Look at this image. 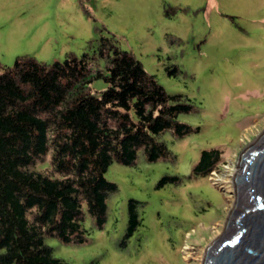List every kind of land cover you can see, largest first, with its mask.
I'll use <instances>...</instances> for the list:
<instances>
[{"label":"rangeland","instance_id":"obj_1","mask_svg":"<svg viewBox=\"0 0 264 264\" xmlns=\"http://www.w3.org/2000/svg\"><path fill=\"white\" fill-rule=\"evenodd\" d=\"M103 38L132 53L168 94L189 100L195 111L180 121L193 132L161 136L168 159L150 163L141 152L133 166L109 167L118 190L102 228L85 215L86 243L45 244L68 264H202L232 210L239 158L264 131V0H0L2 67L23 56L45 64L95 57ZM97 65L105 71V60ZM106 89L103 79L90 86ZM209 150H218L217 166L195 175ZM162 178L172 181L158 187ZM131 199L142 222L123 245Z\"/></svg>","mask_w":264,"mask_h":264},{"label":"trees","instance_id":"obj_2","mask_svg":"<svg viewBox=\"0 0 264 264\" xmlns=\"http://www.w3.org/2000/svg\"><path fill=\"white\" fill-rule=\"evenodd\" d=\"M98 79L107 89L93 94ZM188 102L168 94L132 53L105 38L95 57L70 54L45 64L23 56L0 66V264H68L45 238L86 243V214L102 228L107 199L118 190L105 177L109 167L133 166L141 152L150 163L168 159L161 136L183 140L193 132L180 121L195 111ZM219 156L202 151L194 174L209 175ZM139 205L128 201L123 245L141 225Z\"/></svg>","mask_w":264,"mask_h":264},{"label":"water","instance_id":"obj_3","mask_svg":"<svg viewBox=\"0 0 264 264\" xmlns=\"http://www.w3.org/2000/svg\"><path fill=\"white\" fill-rule=\"evenodd\" d=\"M233 186L232 210L202 264H264V131L241 154Z\"/></svg>","mask_w":264,"mask_h":264}]
</instances>
